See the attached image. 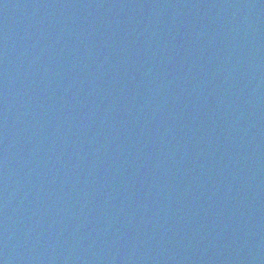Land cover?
<instances>
[{"label":"water","instance_id":"1","mask_svg":"<svg viewBox=\"0 0 264 264\" xmlns=\"http://www.w3.org/2000/svg\"><path fill=\"white\" fill-rule=\"evenodd\" d=\"M0 264H264V0H0Z\"/></svg>","mask_w":264,"mask_h":264}]
</instances>
